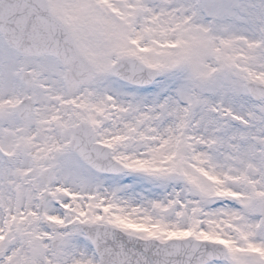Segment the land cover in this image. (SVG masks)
<instances>
[{"label": "snow or ice", "instance_id": "snow-or-ice-1", "mask_svg": "<svg viewBox=\"0 0 264 264\" xmlns=\"http://www.w3.org/2000/svg\"><path fill=\"white\" fill-rule=\"evenodd\" d=\"M0 264H264V0H0Z\"/></svg>", "mask_w": 264, "mask_h": 264}]
</instances>
